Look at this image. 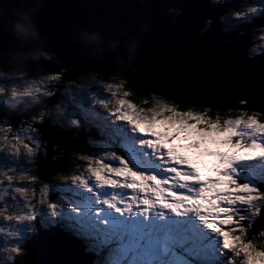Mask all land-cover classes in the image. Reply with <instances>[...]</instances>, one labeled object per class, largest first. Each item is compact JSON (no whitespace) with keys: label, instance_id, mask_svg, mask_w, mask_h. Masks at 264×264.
Returning <instances> with one entry per match:
<instances>
[{"label":"snow or ice","instance_id":"1","mask_svg":"<svg viewBox=\"0 0 264 264\" xmlns=\"http://www.w3.org/2000/svg\"><path fill=\"white\" fill-rule=\"evenodd\" d=\"M214 3L220 4L221 0ZM259 11H264V4L246 5L225 14L222 21L246 19ZM212 23L213 19L208 18L203 32L211 30ZM255 35L257 39L251 41L245 55L250 61L261 62L264 61V26ZM113 87L120 89L123 85L109 86L107 92L101 90V98H94L97 108H85L74 115L65 106L69 119L64 125L35 114L36 119L31 124L26 122V127L0 126V132L4 133L0 136V153L31 158L44 153L46 142L38 125L45 119L65 131L74 129L80 133L91 128L98 140L111 147H97L89 152L77 150L73 157L78 163L73 173L58 180L93 195L98 205L97 217L101 208L116 217L134 211L148 216L153 210L176 216L194 214L219 237L221 247L228 254L227 264H264V251H256L254 243L256 236L264 239V227L253 231L257 220L264 222V105L252 108L247 98H241L226 108L217 107L213 116L211 105L190 103L154 88L143 90L132 84L120 95L119 91L111 90ZM133 89L143 97L141 105L128 99ZM53 103L50 99L49 105ZM100 108L107 119L94 121L92 114ZM221 112L227 115L222 116ZM12 135L21 138L5 139ZM12 141L25 150H5ZM122 145L135 149L143 166H138ZM188 153L211 158L215 175L206 178ZM250 168L258 183L245 179ZM16 172V169L0 170V222L7 225L0 227V237H17L12 225L34 221L42 208L55 216L63 207L52 198L55 181H41L43 186L37 189L38 176L13 175ZM25 183L31 187H19ZM17 200L21 203L15 211L4 209L3 202ZM81 220L92 227L88 216ZM117 231L105 232L104 242L117 239ZM189 242L195 246V237L181 239V243ZM4 249H12L14 256L26 252L22 244L12 240L6 241ZM6 264L19 262L13 257L7 258Z\"/></svg>","mask_w":264,"mask_h":264},{"label":"water","instance_id":"2","mask_svg":"<svg viewBox=\"0 0 264 264\" xmlns=\"http://www.w3.org/2000/svg\"><path fill=\"white\" fill-rule=\"evenodd\" d=\"M212 1L0 0V68L30 77L58 74L61 85L89 74L118 76L127 88H154L215 110L241 98L258 108L264 105V61H250L245 52L251 31L264 26V17L221 34L220 19L228 9ZM208 18L211 30L202 35ZM41 50L49 59L31 56ZM61 87L35 110L47 112L56 105ZM50 99L55 103L49 105ZM30 111L0 109V116L6 113L13 122L27 119ZM38 127L49 143L37 170L44 182L63 172L67 155L85 149L86 137L94 135L91 129L71 137L47 119ZM54 144L64 156L51 161ZM32 244L22 264H90L80 244L62 231L41 230Z\"/></svg>","mask_w":264,"mask_h":264},{"label":"rangeland","instance_id":"3","mask_svg":"<svg viewBox=\"0 0 264 264\" xmlns=\"http://www.w3.org/2000/svg\"><path fill=\"white\" fill-rule=\"evenodd\" d=\"M224 1L226 0H221L220 4L224 5ZM212 2L214 3V0ZM177 13L178 11H176V14ZM244 20L245 19H229L228 21H222L221 18L220 23L222 26L219 32H221V34H228L229 32L238 31L242 26L240 28H234L232 25L244 24ZM230 25L231 27H229ZM206 31L210 30L205 29L204 32ZM204 32H201L202 35L205 34ZM252 38L257 39V36H250V42L252 41ZM41 53L43 52H31V56L35 59H49L46 55L42 56ZM26 74L28 75V72L19 69H9L7 72H5V70L0 71L1 79L7 78V76H12L11 78L17 79L14 82L10 80V83L8 84L0 83V102H8L14 106L18 104L19 100H25L30 102L31 106L35 104L37 106L45 95L48 96V94H50L52 96L54 94H52L53 89L47 93L48 88H46L45 85H49L51 77L59 79L57 74H49L36 78L30 76H27L26 78ZM64 85V90H62V92L60 90L61 93L59 94L57 104L53 106H56L55 111L52 112L53 120L60 125L66 124L69 119L66 115L65 106H67L74 115H78L79 110L85 108H97L98 106L95 105L94 98H101V90L107 92L109 86L123 85V88L117 89L113 87L111 89L113 92L119 91L120 95L123 94V91H128L126 82L123 80L121 81L111 77H95L92 74L79 77L74 82H65ZM80 88L81 90L79 91ZM128 99L133 103L141 105L143 97L137 98L134 92H132V95H130ZM184 107L186 108V106ZM214 110L215 109H212L213 116L217 114L215 112L216 110ZM49 111H51V109ZM213 112L216 114H213ZM220 115L226 116L227 114L221 112ZM92 119L94 121L106 120L107 117L104 115V110L100 108L98 111L93 112ZM12 123H14V121ZM86 131L87 133L92 132L91 128H86ZM2 135H4V133L0 132V136ZM70 135L71 137L80 136L74 129L70 130ZM92 137L93 136L89 135L86 139H91ZM8 138L20 139L21 137L18 135L5 137V139ZM91 141L95 143V147L89 146L90 140H87V148L81 151L89 152L97 147H111V145H108L97 138H92ZM46 143V147L48 148L49 143ZM122 146L125 147V151L128 152L129 157L133 159L138 166H143L142 162L135 155V149L126 145ZM13 149H16L17 151L25 150L18 147L17 141H12L11 146L5 150L10 151ZM188 154L195 162H197V166L201 168L202 174L206 178L215 175L213 171L214 164L211 158H198L191 153ZM36 161V157L31 158L26 155L19 157L7 156L4 153H0V170L11 171L12 169H16L17 172L13 175H34L37 165ZM20 163L22 167H20ZM76 163L78 162L72 163V173ZM71 174L68 173L66 176L70 177ZM61 177L62 176H58L57 174L55 179L51 180L50 183L55 181L52 183L51 188L53 200L55 203L63 207L55 216H52L47 208H42L40 215L36 218L40 223H45L47 220L46 223L43 224L45 228H47L48 225L54 226L56 223H62L64 228L68 230L70 228L66 225L71 222L73 228L71 231L83 240L82 245L84 244V249L87 252L86 254L89 255L88 258L90 264H227L226 256L228 254L225 253L224 249L221 247L219 237L214 232L210 231L194 214L176 216L172 213H163L153 210L152 214L148 216L134 211L133 213L125 214L123 217H116L108 212L106 208H101V215L97 217L95 215V210L98 205L94 196L87 194L82 188L74 187L71 184H61L58 180ZM245 179L257 183L259 182L255 180V174L252 172L251 168L249 170V175L245 176ZM42 186L43 184L41 182L38 183L37 189ZM19 187H31V185L25 183L20 184ZM5 203V210L15 211L21 201L17 200L15 202ZM74 207L80 209V211H72V209H75ZM84 216H88L92 227H90L88 223L82 222L81 218ZM105 221L106 223H104ZM256 224L257 228L253 229V231H257L259 227H264V222L261 220H257ZM0 227H7V225L0 222ZM12 227L18 233V236L0 237V264H6L7 258L14 257L15 259H19L20 257V255L14 256L12 249L2 250L7 240L22 244L25 250L26 247L33 245V241L29 243L31 238H35L33 221L23 222L18 225L14 224ZM113 229L118 230L116 232L117 239H114L110 245L114 242L117 244L112 245L111 247L115 248H112L107 252L108 254H106V250L102 247L106 244L104 242V233L110 232ZM193 236L196 239L195 246H193L191 242L181 243L183 237ZM254 243L256 251H264V239L256 236L254 237ZM89 249L92 250V253ZM97 252L99 253L98 255ZM91 256H94V259H92Z\"/></svg>","mask_w":264,"mask_h":264},{"label":"flooded vegetation","instance_id":"4","mask_svg":"<svg viewBox=\"0 0 264 264\" xmlns=\"http://www.w3.org/2000/svg\"><path fill=\"white\" fill-rule=\"evenodd\" d=\"M240 1H242V0H226V1H224L225 3H224V5L227 7V11H226V13L225 14H228L230 11H232V9H233V11H234V8H235V5H237ZM260 1V3L258 2V0L256 1V3H259V4H264V0H259ZM212 5H222V4H215V3H213L212 2ZM248 5V4H247ZM245 7V6H244ZM243 7V8H244ZM260 12H254V13H251L245 20H244V24H235V25H232V27H234V28H240L241 26L243 27V26H247V25H253L256 21V19L257 18H262V17H264V13H260V14H262V15H260L259 14ZM225 14H224V16H225ZM222 18V17H221ZM239 22H241V21H239ZM250 23V24H249ZM229 27H231V25L229 26ZM258 31H259V28H255V29H253L252 31H251V36H253L254 37V35L256 34V33H258ZM256 36V35H255ZM252 40H254V38H252ZM38 51V50H37ZM41 52H43V53H41V55L42 56H44V55H46L47 56V54L44 52V51H42L41 50ZM48 57V56H47ZM41 59V58H40ZM43 59V58H42ZM47 59V58H46ZM8 71L9 69H2V68H0V71ZM28 75H29V73H28ZM90 75V74H89ZM93 76H95V77H102V78H107V77H111V78H116V79H119V80H121L118 76H111V75H98V74H92ZM59 76V79H55V78H53V77H51L50 78V83H49V85H45V87L46 88H48V92L47 93H49L50 91H52V86H53V83L54 82H56V81H60L61 80V76L60 75H58ZM10 77H12V76H10ZM34 78H36V77H34ZM1 79V78H0ZM37 79H39V78H37ZM17 79H15V80H13V82L14 81H16ZM122 81V80H121ZM0 83H4V82H2V81H0ZM62 86H65L64 84L62 85ZM61 91H62V89H61ZM51 95L50 94H48V96L47 95H45L44 96V98L43 99H41L40 100V102H39V104L36 106V104L35 105H33V106H28V105H20V104H17L16 105V107H14V108H12V104H10V103H8V102H4V101H1L0 102V109H18V108H20V107H23V108H26V109H30L31 111H30V113H27L26 115L28 116V118L27 119H17L16 121H14V123H12V121L8 118V116H7V114L5 113V115H3V116H0V126H6V125H9V124H11L12 126H16V127H19V126H27V123L26 122H28V124H31L35 119H36V116H34L35 114H37L39 117H47V118H50V119H52L53 120V116H52V112H54L55 111V107H52L51 108V111H47L48 113H46V111L45 110H39V111H37V110H35L37 107H39V105H40V103H41V101L42 100H44L46 97H50ZM8 108H7V107ZM0 115H1V113H0ZM50 123V122H49ZM53 123L54 124H56V125H60V124H57L54 120H53ZM85 130H86V128H85ZM69 132H70V130H68ZM87 132V131H86ZM81 133L82 132H80V133H78L79 135H81ZM88 137V136H87ZM75 138V137H74ZM92 138H97V136H96V132H94V135H93V137ZM92 138L90 139V138H87V139H85L86 140V148H87V140L89 141L90 140V144H89V146H93V147H95V143H93L91 140H92ZM45 142H47V141H45ZM47 143L45 144V152L44 153H42V154H40V155H38V154H36V158H37V165H36V168H35V172H34V175L35 176H37L36 175V171H37V169H38V166H39V159L40 158H46L47 157V152H48V149H47ZM85 148V149H86ZM85 149H81V150H85ZM80 150V151H81ZM50 153H51V161H54L55 159H53V157L55 156L56 157V159L57 158H59V157H63L64 156V152L63 151H60L59 149H58V146L57 145H52V147H51V149H50ZM73 154H75V153H73ZM73 154L72 153H70V155H67V158H68V160H69V165H68V167H67V169H71V167H73L72 166V163H75V162H72L73 160ZM38 155V156H37ZM70 158V159H69ZM20 167H22V165H21V163H20ZM57 176V175H56ZM55 176V177H56ZM55 177L52 179V180H54L55 179ZM43 182V183H45L43 180H41L40 178H39V180L37 181V184L38 183H40V182ZM4 203V209L6 208V203L5 202H3Z\"/></svg>","mask_w":264,"mask_h":264},{"label":"trees","instance_id":"5","mask_svg":"<svg viewBox=\"0 0 264 264\" xmlns=\"http://www.w3.org/2000/svg\"><path fill=\"white\" fill-rule=\"evenodd\" d=\"M256 1L257 0H242V1H240L237 5H235V8H234V10H238V9H243V7L244 6H246L247 4L248 5H253V4H259L260 3V1L258 0V2L259 3H256ZM260 13H264V11H259ZM259 13V14H260ZM260 15H262V14H260ZM258 19H260V17L259 18H257L256 20H258ZM255 20V21H256ZM250 24V23H249ZM247 26H250V25H247ZM244 27V26H243ZM5 72H7V71H5ZM27 76H29V75H25V77L27 78ZM10 80H15L14 78H11L10 76H7V78H4V79H0V81H2V82H4V83H6V82H9ZM59 86H62L61 84H60V81H56V82H54L53 83V86H52V89H53V91H52V94L53 93H55L56 92V90H57V88L59 87ZM61 89L62 90H64V86H62L61 87ZM62 92V91H61ZM60 92V93H61ZM136 96V95H135ZM51 97V96H50ZM50 97H47V98H45L44 100H42L41 101V104L45 101V100H48ZM137 97V96H136ZM138 98V97H137ZM17 101V100H16ZM18 104H20V105H28V106H31V104H30V102H27V101H25V100H19L18 101ZM17 105V104H16ZM16 105H14V106H12L13 108L14 107H16ZM182 108H185L184 106H182ZM216 112V111H215ZM213 114H216V113H214L213 112ZM65 131V130H64ZM66 132H68L69 134H70V132L69 131H66ZM77 151V150H76ZM75 151V152H76ZM75 152H72V154L73 153H75ZM70 155V154H69ZM73 155H75V154H73ZM70 159V158H69ZM73 160V162H78V161H76L74 158L72 159ZM68 173L69 174H71L72 172H71V169H65L63 172H61V173H59V174H61V176H66V175H68ZM77 200V199H76ZM78 201V200H77ZM75 208V207H74ZM47 221V220H46ZM46 221H45V223H46ZM33 223H34V227H35V235H34V237L36 238V237H38V234H39V232H40V228L42 227L41 226V224L43 225V224H45V223H40L39 221H38V219L36 218V220H34L33 221ZM70 223V224H69ZM68 223V225H66L67 227H69L70 229H66V228H64V226H63V224L62 223H56L54 226H51V225H48V227L46 228L47 230H62L70 239H72L73 241H75V242H78L82 247H83V249H84V244L82 245V242H83V240L82 239H80L79 237H77V235L76 234H74V233H72V224H71V222H69ZM63 226V227H62ZM44 227V226H43ZM42 227V228H43ZM35 238H31L30 239V241H29V243H31L32 241H34V239ZM113 242V241H112ZM115 244H117V243H112L111 245H110V243H106V244H104L102 247L106 250V254H108L107 252L108 251H110L112 248H114V247H111L112 245H115ZM90 250V252L92 251L91 249H89ZM26 251V250H25ZM84 251H85V249H84ZM88 251V250H87ZM103 251V250H102ZM104 252V251H103ZM26 253V252H25ZM92 253V252H91ZM94 253V252H93ZM94 254H96V253H94ZM93 254V255H94ZM99 253L97 252V255H98ZM23 256L24 255H20V257H19V259H17L16 258V260L19 262V264H21V260H22V258H23ZM100 256V255H99ZM92 257V259H94V256H91ZM100 258H101V256H100ZM102 259V258H101Z\"/></svg>","mask_w":264,"mask_h":264},{"label":"bare ground","instance_id":"6","mask_svg":"<svg viewBox=\"0 0 264 264\" xmlns=\"http://www.w3.org/2000/svg\"><path fill=\"white\" fill-rule=\"evenodd\" d=\"M177 14H178V13H177ZM223 16H224V15H223ZM223 16H222V17H223ZM12 106H13V104H12ZM6 107H7V106H6ZM7 108H8V107H7ZM12 108H13V107H12ZM5 162H6V161H5ZM85 253H87V252L85 251ZM88 256H89V255H88Z\"/></svg>","mask_w":264,"mask_h":264}]
</instances>
